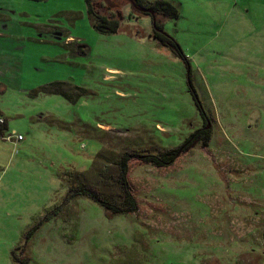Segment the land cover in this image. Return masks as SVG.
<instances>
[{"label":"rangeland","instance_id":"rangeland-1","mask_svg":"<svg viewBox=\"0 0 264 264\" xmlns=\"http://www.w3.org/2000/svg\"><path fill=\"white\" fill-rule=\"evenodd\" d=\"M93 1L119 33L98 34L85 0H0L1 118L23 136L0 139V264H264V0H168L186 59L149 13ZM208 125V148L131 164L135 213L68 199L81 182L120 204L124 155Z\"/></svg>","mask_w":264,"mask_h":264},{"label":"trees","instance_id":"trees-1","mask_svg":"<svg viewBox=\"0 0 264 264\" xmlns=\"http://www.w3.org/2000/svg\"><path fill=\"white\" fill-rule=\"evenodd\" d=\"M39 1V0H29ZM87 5L88 18L92 24V27L98 34L109 36L119 33L122 23L120 20L109 17L99 13L94 5L93 0H85ZM137 8L143 11L151 10L155 16L153 20L154 38L164 47L169 48L179 58H185L183 51L175 39L165 33L164 24L160 22V18L177 20L180 17L179 6H176L172 1L168 0H132ZM148 13V12H147ZM152 17L151 14H147ZM153 18V17H152ZM59 85L63 83H52L42 91L41 93L49 95L62 96L69 100V96L66 92L59 89ZM85 93L84 90H82ZM84 95V94H83ZM82 95H79L78 100ZM200 107V106H199ZM3 116L0 111V117ZM8 132V121L4 120V124H0V139H5ZM211 141L210 131L207 127L197 131L193 134L184 145L179 148L166 150L159 155H146V154H134L124 155L118 162L120 172V184L124 194V200L120 204L116 201H112L104 194L86 186L85 184L78 182L70 187L68 193V199H74L76 197H88L94 202L101 205L111 215H124L135 213L138 209V203L134 195V188L130 180V168L134 161L140 163V165H151L156 168H167L172 166L181 155L190 151L197 143H201L203 148H208Z\"/></svg>","mask_w":264,"mask_h":264},{"label":"built area","instance_id":"built-area-1","mask_svg":"<svg viewBox=\"0 0 264 264\" xmlns=\"http://www.w3.org/2000/svg\"><path fill=\"white\" fill-rule=\"evenodd\" d=\"M0 124H4V119H2L1 117H0ZM7 140L8 141H18V142H21L22 140H23V136H21V135H17L16 133H13L12 135H9L8 137H7Z\"/></svg>","mask_w":264,"mask_h":264},{"label":"water","instance_id":"water-1","mask_svg":"<svg viewBox=\"0 0 264 264\" xmlns=\"http://www.w3.org/2000/svg\"><path fill=\"white\" fill-rule=\"evenodd\" d=\"M128 1H129L130 4L133 6V8H135L136 10H138V11H142V12H145V11L140 10L139 8H137L136 5L134 4V2H133L132 0H128ZM146 12H148L149 14H151L152 17H153V19L155 20V16H154V14H153V12H152L151 10H148V11H146ZM209 128H210V125L207 126V129H209Z\"/></svg>","mask_w":264,"mask_h":264}]
</instances>
